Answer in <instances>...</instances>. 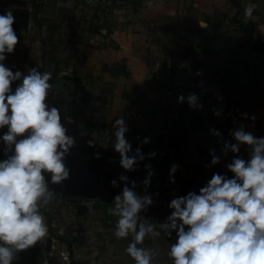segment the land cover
<instances>
[{
	"label": "crops",
	"instance_id": "0c3cea01",
	"mask_svg": "<svg viewBox=\"0 0 264 264\" xmlns=\"http://www.w3.org/2000/svg\"><path fill=\"white\" fill-rule=\"evenodd\" d=\"M22 1L29 11L28 24L15 31L18 43L14 53L6 55L5 66L25 74L30 68L50 72L52 87L46 102L59 109L67 135L74 137L82 158L88 153L87 157L104 160L110 172H118L117 178L128 177L127 186L136 182L138 195L139 182L148 175L146 166L166 190L179 189L183 196L199 193L213 174L232 177L226 166L234 155L249 158L247 146H241L238 154H223L225 142L235 143L232 131L243 128L256 137L264 136V66L259 59L264 0H254L257 7L250 17L245 16V8L253 0L239 4L232 0H116L113 11L102 18L81 0ZM4 2L0 0V11ZM156 73L166 77L167 94L152 83ZM18 83L11 85L13 91ZM191 83L196 84L200 107L193 115L190 138L175 146V182H170L172 166L158 169L146 149L141 150L145 158L134 170L125 171L111 147L115 120L123 117L128 125L125 136L132 145L131 155L137 132L145 136L177 122L180 106L170 93ZM228 112L234 117L229 118ZM212 130L221 135H213ZM4 132L6 128L0 135ZM212 150L220 158L215 166H211ZM1 154H5L3 144ZM94 179L91 187L81 188L88 191L98 185L95 196L65 197L53 191L65 197L61 198L49 188L50 199L39 210L58 241L55 247L69 250L74 264H134L124 253L128 241L113 235L117 218L111 209L126 185L119 180L114 188L103 185L99 177ZM175 241L173 232L170 238H146L143 246L157 250L156 264H170L166 253ZM44 245L38 242L18 253L13 264H58ZM39 247L43 250L37 258Z\"/></svg>",
	"mask_w": 264,
	"mask_h": 264
},
{
	"label": "clouds",
	"instance_id": "9594fccd",
	"mask_svg": "<svg viewBox=\"0 0 264 264\" xmlns=\"http://www.w3.org/2000/svg\"><path fill=\"white\" fill-rule=\"evenodd\" d=\"M256 7L253 0L245 8V16L253 15ZM14 22L11 12L0 14V130L7 127L0 135L6 156L0 160V264H13L18 253L47 235L39 209L50 199L49 184L59 185L69 179L65 158L75 144L61 122L59 109L46 102L52 74L37 68L28 69L26 74L13 72L5 66L6 55L13 54L18 43ZM14 82L19 83L13 91ZM198 99L193 93L179 96L178 102L199 110ZM113 127L111 147L119 154L120 166L133 171L144 154L137 147L130 155L132 145L125 136L128 125L123 117L116 119ZM212 134L221 135L216 130ZM230 135L235 143L225 142L223 154H238L241 146H247L249 158L234 155L226 166L233 174L231 178L213 174L199 193L172 199L168 205L171 214L162 223L141 215L152 205L151 195H138L135 181L129 187L127 176L118 178L126 186L115 196L111 209L117 218L113 235L128 241L124 253L134 264H156L157 250L143 246L145 239L170 238L173 232L176 241L166 253L170 264H264V136L256 137L243 128ZM149 142L146 137L142 143ZM210 155L211 166L217 165L220 158L214 150ZM146 167L145 188L153 175L150 166ZM177 167L170 169L172 183ZM111 184L119 187L117 180Z\"/></svg>",
	"mask_w": 264,
	"mask_h": 264
},
{
	"label": "built area",
	"instance_id": "2783aa9c",
	"mask_svg": "<svg viewBox=\"0 0 264 264\" xmlns=\"http://www.w3.org/2000/svg\"><path fill=\"white\" fill-rule=\"evenodd\" d=\"M84 7L95 10L102 18L103 15L111 13L116 5V0H81ZM44 3L43 0L40 1ZM259 59L262 66H264V42L259 53ZM152 83L157 87L161 94H167L166 85L167 79L163 74L156 73L152 77ZM197 94V87L195 83H191L188 87L179 86L175 92L170 95L178 100L179 96L187 97L189 94ZM179 103V102H178ZM180 109L177 116V122L171 125H164L151 130L147 135L143 136L141 132H137L134 137L136 138V148L146 149L147 155L155 153L154 157H150L155 161L156 167L160 170L169 169L175 158V146L178 143H185L193 133L194 113L195 110L189 108L186 102L179 103ZM229 118L234 117L233 112H228ZM149 138L150 142L147 144L142 143L145 138ZM136 150V149H135ZM147 176L139 182L140 196L150 194L153 200L152 205L146 212L141 215L149 221L164 222L166 217L171 214V209L168 207L172 199L183 196L179 189L166 190L160 179L151 176L150 185L145 188L144 180ZM47 225V224H46ZM47 235L42 239V243H50L49 252L57 258L58 264H74L69 250H58L55 245L58 243L57 239L52 237L50 228L47 225Z\"/></svg>",
	"mask_w": 264,
	"mask_h": 264
},
{
	"label": "rangeland",
	"instance_id": "374dc122",
	"mask_svg": "<svg viewBox=\"0 0 264 264\" xmlns=\"http://www.w3.org/2000/svg\"><path fill=\"white\" fill-rule=\"evenodd\" d=\"M5 128L7 131V127ZM87 155L84 158H82V154L81 151H79V148L73 146L70 149L69 154L65 158V165L70 170L69 179L59 185L49 184V188H51L52 192L70 191V189L72 188V184L73 185L78 184L75 186H80V187H91L94 176L99 177L103 185L111 184V181L113 180H117V182H120L119 179L117 178L118 172L115 173L110 172L109 170L110 165L107 162H104V160L102 159H101L102 161L100 159H95L93 155H90L91 157H87ZM48 178L49 177L46 174V179ZM80 183H82L83 185H79ZM55 192H53V194L56 196H60L61 198L72 196V195H64L65 196L64 197L56 194ZM76 199H79L78 196L76 197Z\"/></svg>",
	"mask_w": 264,
	"mask_h": 264
},
{
	"label": "trees",
	"instance_id": "16d2710c",
	"mask_svg": "<svg viewBox=\"0 0 264 264\" xmlns=\"http://www.w3.org/2000/svg\"><path fill=\"white\" fill-rule=\"evenodd\" d=\"M234 4H239L240 0H232ZM11 12L13 16L15 17V22L13 24L14 31H17L19 29H23L27 27L28 19H29V11L27 8V5L22 0H5L4 5L0 11V14ZM99 128H102V126L96 125ZM104 130L107 128L103 127ZM6 156L0 155V160L5 159ZM50 243L47 242L44 245V250H49ZM43 248L39 247L37 250V255L35 257L39 258L41 255V251Z\"/></svg>",
	"mask_w": 264,
	"mask_h": 264
},
{
	"label": "water",
	"instance_id": "95a60500",
	"mask_svg": "<svg viewBox=\"0 0 264 264\" xmlns=\"http://www.w3.org/2000/svg\"><path fill=\"white\" fill-rule=\"evenodd\" d=\"M98 185H92V188L89 189L88 191L84 188H81V187H78V186H75V185H72V188L70 189V191H60L59 193H62L63 195H75V194H82V195H85V196H95L96 193H97V188ZM86 190V191H85Z\"/></svg>",
	"mask_w": 264,
	"mask_h": 264
}]
</instances>
